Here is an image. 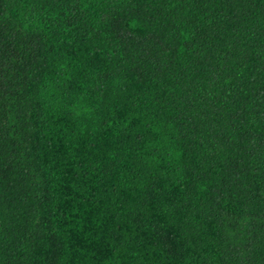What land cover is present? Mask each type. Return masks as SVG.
<instances>
[{
	"label": "trees",
	"instance_id": "obj_1",
	"mask_svg": "<svg viewBox=\"0 0 264 264\" xmlns=\"http://www.w3.org/2000/svg\"><path fill=\"white\" fill-rule=\"evenodd\" d=\"M0 264H264V0H0Z\"/></svg>",
	"mask_w": 264,
	"mask_h": 264
}]
</instances>
